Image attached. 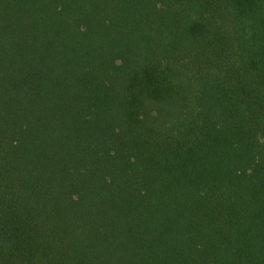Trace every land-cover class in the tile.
Listing matches in <instances>:
<instances>
[{"label":"trees","instance_id":"16d2710c","mask_svg":"<svg viewBox=\"0 0 264 264\" xmlns=\"http://www.w3.org/2000/svg\"><path fill=\"white\" fill-rule=\"evenodd\" d=\"M0 264H264V0H0Z\"/></svg>","mask_w":264,"mask_h":264}]
</instances>
